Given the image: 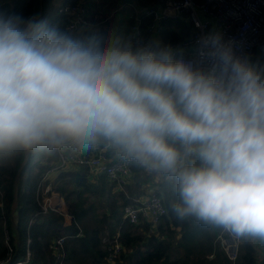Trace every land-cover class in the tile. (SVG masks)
Segmentation results:
<instances>
[{
  "label": "clouds",
  "instance_id": "1",
  "mask_svg": "<svg viewBox=\"0 0 264 264\" xmlns=\"http://www.w3.org/2000/svg\"><path fill=\"white\" fill-rule=\"evenodd\" d=\"M99 144L165 176L177 219L264 241V64L0 10V157Z\"/></svg>",
  "mask_w": 264,
  "mask_h": 264
},
{
  "label": "trees",
  "instance_id": "2",
  "mask_svg": "<svg viewBox=\"0 0 264 264\" xmlns=\"http://www.w3.org/2000/svg\"><path fill=\"white\" fill-rule=\"evenodd\" d=\"M62 1L86 3L89 20L95 24L93 35L125 37L124 30V33L118 32L110 25L96 29L98 23H114L113 16L108 19V12L104 15L97 6L99 0ZM166 1L110 0V3L115 9L126 8L132 22L137 8L140 9L138 13L144 18L145 29L151 19L143 10L162 6ZM0 10L39 14L60 28L67 27V17L58 11L55 0H0ZM174 28H179L180 32ZM192 28V23L186 19H170L164 23L161 38L177 43L191 35ZM143 38L150 40L152 36L145 32ZM57 157V149L51 153L38 149L0 157V261L22 259L29 250L31 260L27 264H205L206 260L208 264H231L225 252L217 250L214 244L220 227L194 219H177L172 211L177 197L171 182L163 178L155 181L153 173L137 165L133 181L122 189H117L105 174H92L84 166L57 169L43 185H51L52 190L64 198L72 223L66 224L65 215L59 211L44 212L38 187L44 173L56 165ZM151 183L168 209V214L152 233L150 224L137 226L123 217L124 207L137 204L136 200L150 190ZM80 228L83 232L78 235ZM60 237H65V241L63 248L57 249L56 240ZM116 242H120L122 249L112 263L110 248ZM61 251L63 258L58 256ZM213 252L215 257L211 259L209 255ZM257 259L255 244L243 238L235 264H256Z\"/></svg>",
  "mask_w": 264,
  "mask_h": 264
},
{
  "label": "built area",
  "instance_id": "3",
  "mask_svg": "<svg viewBox=\"0 0 264 264\" xmlns=\"http://www.w3.org/2000/svg\"><path fill=\"white\" fill-rule=\"evenodd\" d=\"M58 11L66 15L67 27L75 26L82 30L84 35H93L95 24L89 20V8L84 1L77 4L57 2ZM137 14L134 21H127L125 37L145 42L156 41L165 45H171L178 52H182L185 59H193L197 55L198 41L208 34H219L225 42H229L236 54H245L254 58L255 52L264 58V0H167L164 5L143 10L151 20L144 26V18ZM187 19L192 23V34L177 43L165 42L161 35L164 31V23L170 19ZM132 22V23H131ZM148 32L152 38L145 40L144 33ZM160 38V39H157ZM58 157L56 165L44 173L38 187V195H42L41 205L44 212L55 210L63 213L66 224L72 223V216L68 213L67 205L62 196L52 190L51 185L44 187L45 180L57 169L75 168L84 166L95 175L105 174L115 184L117 189H122L133 181L134 163L121 159L114 150L104 144H99L87 151H80L71 145L57 149ZM155 181L167 179L165 176L153 172ZM150 189L145 195L138 198L137 204L124 207L123 217L132 224H150V233L164 216L168 214L167 206L161 196L155 193V187L148 185ZM83 230L80 228L78 235ZM65 237L56 240V248L62 249ZM262 242V241H261ZM241 237L220 228L215 237L216 249L223 250L231 264L237 262L240 252ZM122 246L116 242L109 261L114 263ZM215 249V250H216ZM64 257V252L58 254ZM215 252L209 255L213 259ZM61 258V259H62ZM31 260V252L28 250L24 258L12 261L11 258L0 261V264H27ZM256 264H264V255Z\"/></svg>",
  "mask_w": 264,
  "mask_h": 264
},
{
  "label": "crops",
  "instance_id": "4",
  "mask_svg": "<svg viewBox=\"0 0 264 264\" xmlns=\"http://www.w3.org/2000/svg\"><path fill=\"white\" fill-rule=\"evenodd\" d=\"M55 2H56V5H57L58 0H55ZM118 9H114V10L118 11ZM119 10H122V8L119 9ZM128 12L129 11L125 8V10H122L121 11V13L118 15V17H114L116 15V12H115V15L114 16L111 15V16H113L112 17V20H114V23H113L114 26L113 27L115 29H117L118 32H120V31L123 32V33H124V31L126 32V25H127V21H129V15H130ZM107 18L109 19V16H107ZM182 20H184V19H182ZM174 29L177 32H180V29L179 28H174ZM157 39H160V38H157ZM251 240H252V242L256 246V249H257V257L259 259L260 257H262L264 255V243H263V241L262 242L260 241V243H259L258 239H251Z\"/></svg>",
  "mask_w": 264,
  "mask_h": 264
},
{
  "label": "rangeland",
  "instance_id": "5",
  "mask_svg": "<svg viewBox=\"0 0 264 264\" xmlns=\"http://www.w3.org/2000/svg\"><path fill=\"white\" fill-rule=\"evenodd\" d=\"M113 3H110V0H99V3H98V7H99V9L101 10V12L104 14V12H108L107 14H106V17L107 16H109V19H111V15H115V12H116V15H115V17H118V15L121 13V11L122 10H118V11H116V10H114L115 8H116V6L114 7L113 5H112ZM105 15V14H104ZM109 21V20H108ZM108 26V25H110V26H114V24H112V23H107V22H102L101 24L100 23H98L97 24V27H96V29L98 28V29H100L101 27H106V26ZM254 60H255V62H260V63H262V64H264V58L261 56V55H258V53L257 52H255V55H254V58H253ZM253 59H252V61H253ZM147 173H153V172H149V171H147ZM220 230V229H219ZM242 238L243 237H241V241H242ZM259 241V243H260V240H258ZM218 250V249H217ZM216 250V251H217ZM211 260V259H210ZM209 263V261L208 260H206L205 261V264H208Z\"/></svg>",
  "mask_w": 264,
  "mask_h": 264
}]
</instances>
